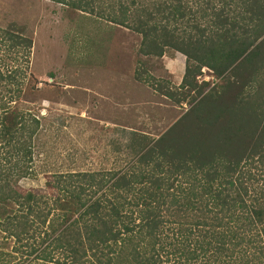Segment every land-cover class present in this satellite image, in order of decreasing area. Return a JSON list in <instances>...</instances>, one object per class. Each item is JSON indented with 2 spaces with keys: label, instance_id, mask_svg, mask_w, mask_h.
I'll use <instances>...</instances> for the list:
<instances>
[{
  "label": "trees",
  "instance_id": "1",
  "mask_svg": "<svg viewBox=\"0 0 264 264\" xmlns=\"http://www.w3.org/2000/svg\"><path fill=\"white\" fill-rule=\"evenodd\" d=\"M52 1L138 35L143 57L183 55L179 84L155 90L193 96L154 136L114 128L108 165L19 192L45 117L31 37L0 27V264H264V0Z\"/></svg>",
  "mask_w": 264,
  "mask_h": 264
},
{
  "label": "rangeland",
  "instance_id": "2",
  "mask_svg": "<svg viewBox=\"0 0 264 264\" xmlns=\"http://www.w3.org/2000/svg\"><path fill=\"white\" fill-rule=\"evenodd\" d=\"M11 22L31 37L29 71L40 90L27 99L45 117L34 155L36 175L14 179L19 192L49 195V172L108 165L109 142L118 135L114 128L154 136L193 96L175 104L160 95L157 85L179 84L184 56L166 50L159 58L143 57L139 36L123 27H109L52 0H0V27ZM135 67L143 70L140 81L133 77ZM201 72L199 79L211 84L208 70Z\"/></svg>",
  "mask_w": 264,
  "mask_h": 264
}]
</instances>
